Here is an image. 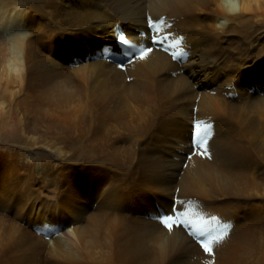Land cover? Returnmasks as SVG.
Segmentation results:
<instances>
[{
  "label": "bare ground",
  "instance_id": "bare-ground-1",
  "mask_svg": "<svg viewBox=\"0 0 264 264\" xmlns=\"http://www.w3.org/2000/svg\"><path fill=\"white\" fill-rule=\"evenodd\" d=\"M0 264H264V0H0Z\"/></svg>",
  "mask_w": 264,
  "mask_h": 264
},
{
  "label": "rangeland",
  "instance_id": "rangeland-1",
  "mask_svg": "<svg viewBox=\"0 0 264 264\" xmlns=\"http://www.w3.org/2000/svg\"><path fill=\"white\" fill-rule=\"evenodd\" d=\"M121 25H122V24H121ZM103 53H104V52H103ZM102 57H103V56H102ZM106 59L109 60V61H113V60H110L109 57L106 58ZM92 61H95V59H92ZM119 70H121V69H119ZM127 79H128V78H127ZM125 82H126L127 84L130 83V81H129V80H126V79H125ZM205 87H206V86H203V87L201 88V91H204L205 94H206V96H209V93L211 92V93H212V96H213V93H214L216 90H213V89H212V86H211V87H208V88H206V89H205ZM248 87H249V86H248ZM248 87L245 86L243 92L246 93V94L249 93V94L253 95V93H251L250 88H248ZM259 93H262V91H259ZM244 95H245V94H244ZM234 96L237 97L236 92H235ZM234 96H233V97H234ZM245 96H246V95H245ZM192 108H194V109H192V113L194 112L192 117L195 118V120H194L193 118H190V119H187V120H189V121H187V120H185V119H184V121H185L186 123L192 125V128H193L192 133H193V131H194L195 128H196V130L198 129V127H197L198 125H196V123H197V121H196V113H197L198 110L195 109V108H196L195 105H194ZM211 114H212L211 111L206 112V113H204V114H202V112L200 113L201 118H202V117H211ZM202 115H205V116H202ZM177 117H178V115H176V114L170 115V114L159 113V114H158L157 116H155V117L143 116V120H142V121H143L144 125H145L147 128H149V129L151 130L152 133H155V134H157V135H161V133H162V129H163L164 127H168V126L170 125L171 128H172V130H173L174 121L176 120ZM199 118H200V116H199ZM201 118H200V119H201ZM197 119H198V118H197ZM203 119H204V118H203ZM191 120H192V122H190ZM199 124H201V123H199ZM207 124H209V123H207ZM173 133H174V131H173ZM172 136H173V135H172ZM172 136H171V138H172ZM199 140H200V139H199ZM167 141H168V147H169L168 150L165 149L164 141H157V147L159 148V147L161 146L164 152H169V151L173 150V148H174L173 142H172L170 139L167 140ZM153 144H154V142L151 141V143L148 144V146H152ZM195 144H196V143H194L193 145H195ZM192 147H193V146H192ZM193 148H196V147H193ZM159 149H160V148H159ZM147 152H149V153H153V155L150 156V157H151V160H156V159H158V157H159V159L161 160L162 163L166 162L167 164L176 160V159H174L171 155H169L168 153L166 154L167 159H165V158H164V155H161L160 152H159L157 149L152 150L151 147H150V148H147ZM186 154H187V153H186ZM186 154H185V159H182L181 161H180V160L177 161V163H180V167H179V168H181L183 171L186 170V168H187V166H186V160H187V158H186ZM188 155H190V153H188L187 156H188ZM160 167H161V166H159V168H160ZM162 167H163V166H162ZM165 182H166V181H165ZM174 190H175V189H173V190L171 191V195H169L168 199L170 198V199H169V203H170V204L172 203V208H174L176 211H177V210L179 211L180 208H176V207H178V204H181L180 202H181V197L183 196V193L181 192V190H180V191L175 190V192H174ZM165 212H166V211H163L164 214H165ZM164 214H163V215H164ZM182 220H183V219H182ZM171 229L174 230V227L171 228ZM189 237H190L191 239H193V240H196V237L194 238V236H189Z\"/></svg>",
  "mask_w": 264,
  "mask_h": 264
},
{
  "label": "snow or ice",
  "instance_id": "snow-or-ice-1",
  "mask_svg": "<svg viewBox=\"0 0 264 264\" xmlns=\"http://www.w3.org/2000/svg\"><path fill=\"white\" fill-rule=\"evenodd\" d=\"M120 39L122 40L123 37H120ZM166 40H167V37L160 38L159 36H155L152 38V43L154 45H159V46L163 47L164 51H168L169 47H173L174 45L164 46ZM179 43H180V41L177 40L176 44H179ZM151 51H152L151 48H148L146 50L141 51L139 58L140 59L145 58V56H147L148 53ZM172 55H173V58H176L177 53L173 52ZM199 123H201V122H197V125H199ZM196 146L203 148L205 152L207 151L206 144H200L199 142H197ZM200 154L203 155L204 153L201 152ZM174 211H176V210H174ZM182 215H183V213H179L178 211H176L175 217L172 214H169L162 222H163L165 227H168L169 229H171V227L174 226L175 221L179 220ZM180 223L184 224L186 222L183 220H180ZM207 231H208V229L204 226V224L202 222L201 227H200V236L203 237ZM215 242H217L215 240V238L209 239L207 242L201 240V244H202V247L204 248L205 252H209V253L212 251L211 245Z\"/></svg>",
  "mask_w": 264,
  "mask_h": 264
}]
</instances>
